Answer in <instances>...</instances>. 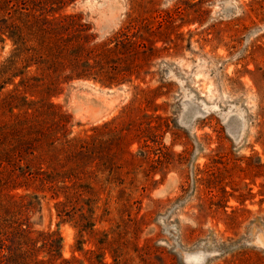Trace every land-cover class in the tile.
<instances>
[{"label":"rangeland","instance_id":"rangeland-1","mask_svg":"<svg viewBox=\"0 0 264 264\" xmlns=\"http://www.w3.org/2000/svg\"><path fill=\"white\" fill-rule=\"evenodd\" d=\"M3 13L0 205H27L34 238L56 231L65 264H264V0H75L53 16L76 15L63 35L95 68L70 81ZM23 157L82 164L65 183L91 188L95 232Z\"/></svg>","mask_w":264,"mask_h":264},{"label":"trees","instance_id":"trees-1","mask_svg":"<svg viewBox=\"0 0 264 264\" xmlns=\"http://www.w3.org/2000/svg\"><path fill=\"white\" fill-rule=\"evenodd\" d=\"M75 0H0V10L4 15L12 16V10L16 18L7 23V17H3V23L7 37L13 41L15 51L22 52L28 48L33 50V57H38L45 66L52 65L61 69V75L64 81H70L78 78H89L92 76L93 67L87 59L81 60L85 48L82 43H73L71 35H63L73 27L77 28V18L73 14L53 16V13L62 9L65 5ZM11 18V17H9ZM135 21V20H134ZM134 24V23H133ZM83 26V25H79ZM2 28V30L4 29ZM84 28V27H83ZM87 29V28H86ZM1 31V30H0ZM120 32H118L119 35ZM39 35V42L35 47H28L27 35ZM121 35H124L122 33ZM115 42L119 36H115ZM3 40V38H1ZM114 52V49H113ZM90 55V51L86 56ZM31 57L25 58L28 63ZM99 63V62H96ZM67 66L65 69L64 67ZM102 68V67H99ZM99 71H102L99 69ZM20 73H13L12 76H18ZM95 76H99L96 75ZM100 77V76H99ZM111 85V81L107 82ZM58 85L55 82V88ZM27 140L35 136L30 128L25 130ZM12 158L19 160L20 151L12 145ZM84 146L80 145L75 151H82ZM22 154V153H21ZM25 162L19 165L20 174L34 176L37 175L41 183L50 184L56 194V191L62 190L64 200L56 202V215L58 217L70 216L67 210L68 203H81L78 225L81 231L95 232L94 219V200L90 197H84V193L90 192V187L85 185L79 177L81 172V163H66L55 159H38L23 157ZM21 158V159H23ZM42 164H46L47 170L42 169ZM68 164V165H67ZM71 181L70 185L65 183ZM83 205H88L87 212H83ZM29 208L27 205H0V264H55L57 259L61 263H68L69 260L61 256V237L56 231L38 232L37 237L32 236V230L29 223ZM40 242V246H36ZM103 242V241H102ZM42 250L45 252L46 259H38L37 254Z\"/></svg>","mask_w":264,"mask_h":264}]
</instances>
